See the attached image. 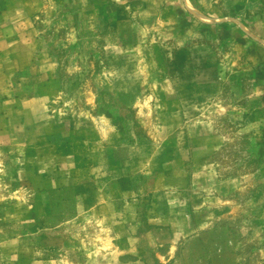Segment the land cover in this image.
<instances>
[{
  "label": "rangeland",
  "instance_id": "374dc122",
  "mask_svg": "<svg viewBox=\"0 0 264 264\" xmlns=\"http://www.w3.org/2000/svg\"><path fill=\"white\" fill-rule=\"evenodd\" d=\"M33 10L43 56L0 45V264H264V0Z\"/></svg>",
  "mask_w": 264,
  "mask_h": 264
},
{
  "label": "crops",
  "instance_id": "0c3cea01",
  "mask_svg": "<svg viewBox=\"0 0 264 264\" xmlns=\"http://www.w3.org/2000/svg\"><path fill=\"white\" fill-rule=\"evenodd\" d=\"M41 1L0 0V34H2L0 45L2 43L5 49H10L16 44H20L25 50L21 52L22 54L16 53V61L22 58L25 63H30L35 57L41 58L44 54L45 43H43V39L34 40V26L29 24L33 22L35 16H38L37 13L39 12L34 11L33 8L35 5L39 6ZM36 52L39 55H36ZM173 110L175 112V108ZM178 110L181 111L180 108ZM165 111L169 113V110ZM167 144L175 146L177 142L173 141ZM173 157L172 154L170 159H173Z\"/></svg>",
  "mask_w": 264,
  "mask_h": 264
}]
</instances>
